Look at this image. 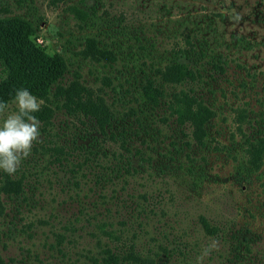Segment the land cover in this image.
Wrapping results in <instances>:
<instances>
[{
  "label": "rangeland",
  "instance_id": "rangeland-1",
  "mask_svg": "<svg viewBox=\"0 0 264 264\" xmlns=\"http://www.w3.org/2000/svg\"><path fill=\"white\" fill-rule=\"evenodd\" d=\"M145 2L0 0V17L31 20L35 46L67 64L38 98L41 135L30 155L13 176L0 171V264H264V161L256 168L248 152L264 137V0L210 5L224 18L209 14L197 49L208 43L207 58L189 59L200 78L158 80L157 105L141 88L182 58L174 52L185 48V8L196 28L208 3L169 0L164 18L163 0ZM90 3L101 7L85 23L68 8ZM89 35L117 60L80 56ZM74 82L111 114L103 132L73 93L78 85L70 104L58 90ZM191 97L214 112L201 140L187 119L197 111Z\"/></svg>",
  "mask_w": 264,
  "mask_h": 264
},
{
  "label": "trees",
  "instance_id": "trees-1",
  "mask_svg": "<svg viewBox=\"0 0 264 264\" xmlns=\"http://www.w3.org/2000/svg\"><path fill=\"white\" fill-rule=\"evenodd\" d=\"M148 1L150 0H146L144 5H147ZM171 1L172 4L175 2V0ZM215 1L216 0H203V2L208 3V6H201V8H203L202 10H206L208 14L201 16L198 22H194L197 26L196 28L189 27L190 22L187 18V16L190 15L189 9L185 8V12H182L181 15L186 14L187 16H180V20H177V22L178 26L184 28L183 31L186 32V34L183 35V37L185 36V48H180L178 51L174 52L175 55L180 54L182 58H176L166 63L160 69L158 68L156 74L159 75L157 77L147 78L146 83L141 88L144 99L151 101L155 105L158 104V90L163 89V87L158 85V80L162 81L164 84L174 85L181 84L184 81H195L200 78V69L195 66L197 64H192L189 59L194 56L207 58L205 49L207 50L206 47L208 43L206 47H202V50L197 51L199 45L202 46L203 43L207 41L206 37L203 35L204 27L212 23V16L210 15L224 18L223 14L216 12L213 9L214 7L210 6L213 5ZM194 5L195 4L186 6L192 7ZM102 6L106 8L104 3H102ZM100 7L99 3H90L86 6L71 4L68 8L75 19L85 23L98 14V9ZM172 8V6L169 7V0H163V2L160 3L158 12L164 15L163 17L165 18L171 13ZM103 13H107V11ZM185 28H187V31ZM33 34H35V25L28 18L22 16L0 17V69L3 73V76L0 77V98H2L0 100L4 102L9 103L14 101L15 89L22 87L27 88L32 95L37 98H47L52 86L56 85L66 70L67 64L62 56L56 55L55 57H51L44 50L35 46L31 40V35ZM78 54L84 59H90L96 62L106 61L113 63L117 60V56L113 50L100 46L99 37L97 35L87 36L84 47ZM44 83L46 90L40 92L39 88L43 86ZM75 83L76 82L72 83L66 88L58 87V90L63 92L67 104L73 103L72 101L75 100L73 95L76 94L75 96L78 101L82 103L84 112L95 118L97 126L103 132L105 123L109 121L111 114L106 110L107 108L102 101L96 102L97 99L94 100L90 94L88 95L84 91L86 89L78 82L76 85H78V88L82 91L79 93L73 92L75 89L74 86H76ZM7 87H10L11 90L5 93L7 90L4 89ZM82 93H85L86 96L83 97L81 95ZM186 101L189 102V105L197 108V111L191 108V116L187 119L194 128V138L196 140H201L207 133L205 122L214 116V112L196 97L186 98ZM102 135H104V133ZM59 151V153L61 155L64 154L66 157L65 159L69 161L68 154H66V152L63 153V150ZM248 152L251 155L249 161L253 163L256 168H259L264 161V137L251 143L250 151L248 150ZM203 225L209 233H213L216 229L210 228L206 222H203ZM135 255L136 254H128L127 256L137 261L140 260V258Z\"/></svg>",
  "mask_w": 264,
  "mask_h": 264
},
{
  "label": "clouds",
  "instance_id": "clouds-1",
  "mask_svg": "<svg viewBox=\"0 0 264 264\" xmlns=\"http://www.w3.org/2000/svg\"><path fill=\"white\" fill-rule=\"evenodd\" d=\"M14 104L15 108L7 111L8 103L0 101V115L4 116L0 121V171L9 176L17 172L41 135L39 120L33 115L40 110L41 101L22 87L15 89Z\"/></svg>",
  "mask_w": 264,
  "mask_h": 264
}]
</instances>
